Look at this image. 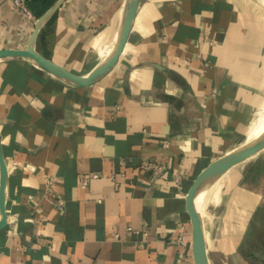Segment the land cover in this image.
I'll return each instance as SVG.
<instances>
[{"label":"crops","instance_id":"1","mask_svg":"<svg viewBox=\"0 0 264 264\" xmlns=\"http://www.w3.org/2000/svg\"><path fill=\"white\" fill-rule=\"evenodd\" d=\"M129 1L65 0L35 50L88 74L113 52ZM39 17L0 0V48H25ZM262 133L264 0H140L118 62L87 86L0 58V264H195L194 179ZM205 187L209 263L249 264L264 148Z\"/></svg>","mask_w":264,"mask_h":264},{"label":"water","instance_id":"2","mask_svg":"<svg viewBox=\"0 0 264 264\" xmlns=\"http://www.w3.org/2000/svg\"><path fill=\"white\" fill-rule=\"evenodd\" d=\"M65 0H57L36 21L34 30L25 48H0V58L23 57L44 68L54 76L79 86L92 84L100 76L109 72L118 62L127 43L129 33L138 10L140 0H130L124 17L120 35L113 52L101 61L88 74H78L60 66L50 58L35 50V42L42 25L59 9ZM264 148V133L240 149H236L215 159L203 168L193 181L189 194V211L192 222V249L195 264H210L205 243L202 214L197 207V197L201 187L213 178L224 173L235 164L253 156ZM8 183V170L0 140V229L6 224L5 197Z\"/></svg>","mask_w":264,"mask_h":264},{"label":"rangeland","instance_id":"3","mask_svg":"<svg viewBox=\"0 0 264 264\" xmlns=\"http://www.w3.org/2000/svg\"><path fill=\"white\" fill-rule=\"evenodd\" d=\"M246 241L247 243L244 244L246 260L251 264H264V211L259 213Z\"/></svg>","mask_w":264,"mask_h":264},{"label":"built area","instance_id":"4","mask_svg":"<svg viewBox=\"0 0 264 264\" xmlns=\"http://www.w3.org/2000/svg\"><path fill=\"white\" fill-rule=\"evenodd\" d=\"M12 1H13V4L15 5V7L19 11L26 14V16L29 18H34L33 13L31 12V10L29 9V7L27 5V0H12ZM143 168L145 170L151 171L153 173H158L162 170V166L156 160H150V159H147L143 162ZM178 180H179V178H178ZM84 183L85 184L87 183L86 179L84 180ZM174 241H176V242L182 241L181 236L174 239Z\"/></svg>","mask_w":264,"mask_h":264},{"label":"trees","instance_id":"5","mask_svg":"<svg viewBox=\"0 0 264 264\" xmlns=\"http://www.w3.org/2000/svg\"><path fill=\"white\" fill-rule=\"evenodd\" d=\"M56 1L57 0H27V5L29 9L31 10V12L33 13V15L35 17H39Z\"/></svg>","mask_w":264,"mask_h":264},{"label":"bare ground","instance_id":"6","mask_svg":"<svg viewBox=\"0 0 264 264\" xmlns=\"http://www.w3.org/2000/svg\"><path fill=\"white\" fill-rule=\"evenodd\" d=\"M206 184V183H205ZM205 184L201 187V192L197 197L196 203H197V207L200 210V212L202 213V211L204 210V207L206 206V187L204 188Z\"/></svg>","mask_w":264,"mask_h":264}]
</instances>
